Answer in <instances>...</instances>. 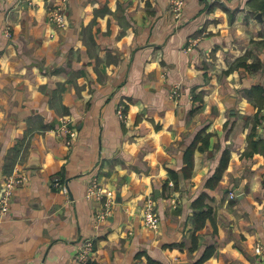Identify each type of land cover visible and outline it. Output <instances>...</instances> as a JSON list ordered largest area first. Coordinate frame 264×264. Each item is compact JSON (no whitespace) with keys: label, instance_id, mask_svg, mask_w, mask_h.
<instances>
[{"label":"crops","instance_id":"1","mask_svg":"<svg viewBox=\"0 0 264 264\" xmlns=\"http://www.w3.org/2000/svg\"><path fill=\"white\" fill-rule=\"evenodd\" d=\"M59 1L0 0V182L25 176L0 222V264H193L211 244L201 264H264V153L247 154L260 109L253 87H264L263 11L249 0H185L177 18L170 0H69L58 27L49 7ZM224 4L239 9L234 18ZM246 54L261 67L230 68ZM262 117L264 108L255 138ZM203 128L210 136L186 177L185 150ZM95 176L115 194L98 226L108 197L87 196ZM203 193L215 216L196 231ZM148 196L158 228L143 222ZM90 237L95 250L80 260Z\"/></svg>","mask_w":264,"mask_h":264},{"label":"built area","instance_id":"2","mask_svg":"<svg viewBox=\"0 0 264 264\" xmlns=\"http://www.w3.org/2000/svg\"><path fill=\"white\" fill-rule=\"evenodd\" d=\"M69 0H60L57 3L51 4L49 7V19L58 27H62L67 23L66 5ZM185 6V0H172V10L175 12L177 18H181L183 15ZM118 113L121 117L125 116V105L121 103L118 108ZM67 134H74L73 128L70 126V122L67 118H63L61 123V129ZM25 176L19 173H12L5 176L0 182V222L3 221L10 213L13 197L17 186L23 183ZM104 193H107V201L105 207L96 215V226L104 221L112 211V204L114 202L113 192H106L100 184L98 176H95L91 183H89L87 196L101 198ZM235 196L234 193H231ZM142 218L146 226L150 228H158L160 226V215L157 210L156 199L152 196H148L142 206ZM257 249L259 253H264V242L257 243ZM95 250V241L93 237L87 238L80 246L78 252V258L80 260H87Z\"/></svg>","mask_w":264,"mask_h":264},{"label":"trees","instance_id":"3","mask_svg":"<svg viewBox=\"0 0 264 264\" xmlns=\"http://www.w3.org/2000/svg\"><path fill=\"white\" fill-rule=\"evenodd\" d=\"M248 5L252 9L253 12H257L261 10L264 13V0H249ZM224 7L230 12L232 18L235 17L236 11L239 10V9L232 10L230 7L226 6L225 4H224ZM247 58H248V54L238 58L232 64L230 68L233 69V68L244 67L249 70H257L259 67H261L262 63H260L259 60L256 62H248ZM263 93H264V87L262 85H256L253 87V94H254L255 100L257 101L260 109L255 116L253 130L249 135V147L247 150V154H252L258 150L264 153V138H262L261 136L259 138H255L257 124L261 122L260 111L262 108H264V97L262 96ZM204 130L205 129L203 128L197 133L195 140L185 150V154H184L185 166L183 167V171L186 177L191 176L193 172L194 161H195L194 154L197 149L198 142L201 139H203L204 141H207V139L210 136V134H207L206 138H202L201 136ZM228 161H229V153L225 152L222 157V161L220 165L215 169L214 173L207 180V185L209 187L214 188L217 186V184L219 183L223 175V172L225 171L228 165ZM170 173L173 176V178L176 180V182H174L175 187L177 188L180 187L178 173L172 168H170ZM208 198L209 196L206 193H203L193 200V205H195L194 207L198 209L195 212L196 231L204 228L208 219H212V220L214 219L215 210H214V207L207 201ZM197 241H198V236L195 234L194 247H197L198 245ZM214 251H215V247L212 244L209 245L206 248V251L204 252V254L201 257H199L193 264H201L211 255H213ZM92 264H96V263L93 262ZM149 264H162V263L152 258H149Z\"/></svg>","mask_w":264,"mask_h":264},{"label":"water","instance_id":"4","mask_svg":"<svg viewBox=\"0 0 264 264\" xmlns=\"http://www.w3.org/2000/svg\"><path fill=\"white\" fill-rule=\"evenodd\" d=\"M257 17L263 20L262 12H258V13H257ZM181 176H183V175H181ZM183 177H184V176H183ZM183 177H182V179H184ZM185 185H186L185 182L182 181V182H181V186H182L183 189H185ZM179 264H185V263H179Z\"/></svg>","mask_w":264,"mask_h":264},{"label":"rangeland","instance_id":"5","mask_svg":"<svg viewBox=\"0 0 264 264\" xmlns=\"http://www.w3.org/2000/svg\"><path fill=\"white\" fill-rule=\"evenodd\" d=\"M170 8H171V11L173 12V10H172V0H170ZM184 12V11H183ZM173 14H174V16H175V12H173ZM182 17H183V15H182ZM144 201H146V200H144Z\"/></svg>","mask_w":264,"mask_h":264}]
</instances>
